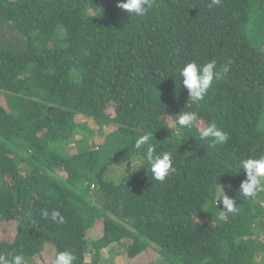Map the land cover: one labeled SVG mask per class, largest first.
Segmentation results:
<instances>
[{
    "label": "trees",
    "instance_id": "trees-1",
    "mask_svg": "<svg viewBox=\"0 0 264 264\" xmlns=\"http://www.w3.org/2000/svg\"><path fill=\"white\" fill-rule=\"evenodd\" d=\"M210 2L153 0L137 17L118 0H0V225L15 223L0 254L23 264L64 250L74 264H123L115 253L126 264L155 254L146 264H264V193L241 196L246 176L236 173L264 153V0ZM192 60L231 61L195 104L179 77ZM181 111L199 124L177 126ZM213 121L227 143L200 139ZM148 132L174 159L163 182L134 149ZM220 187L237 213L220 215Z\"/></svg>",
    "mask_w": 264,
    "mask_h": 264
},
{
    "label": "clouds",
    "instance_id": "clouds-1",
    "mask_svg": "<svg viewBox=\"0 0 264 264\" xmlns=\"http://www.w3.org/2000/svg\"><path fill=\"white\" fill-rule=\"evenodd\" d=\"M222 0H211L208 4L209 8L221 5ZM153 6V0H118L117 7L126 12L128 15L142 17L147 14ZM222 65L217 68V61L210 60L206 63H198L195 60L185 63L179 69L180 85L188 94V101L198 103L204 99L213 82L219 80L222 74L230 71L229 64ZM175 124L180 128H189L199 124V114L195 111H181L177 115ZM172 128V127H169ZM198 134L201 140L209 141L212 146L227 143L228 133L221 130L215 121L198 128ZM151 132L141 135L134 141V149L143 150L145 160L149 167L153 179L163 182L168 176L176 171L174 167V159L170 151L157 153L156 149L149 144ZM145 145L148 147L144 148ZM241 170L245 173L246 178L241 181L239 186V194L246 199H255L259 193H264V153L258 158L248 157L239 160L237 163V171ZM220 176V175H219ZM230 188V185L228 186ZM217 204L222 205L220 215L235 214L238 212L236 199L230 197L224 188L220 187V195ZM43 218H50L54 222L64 223V217L57 209H43L41 212ZM76 257L69 251H57L52 264H74ZM0 264H23V256L17 255L14 251L6 254H0Z\"/></svg>",
    "mask_w": 264,
    "mask_h": 264
},
{
    "label": "rangeland",
    "instance_id": "rangeland-1",
    "mask_svg": "<svg viewBox=\"0 0 264 264\" xmlns=\"http://www.w3.org/2000/svg\"><path fill=\"white\" fill-rule=\"evenodd\" d=\"M264 47V44H263ZM85 125L87 124L86 122L84 123ZM88 129H91V131L93 132V126L91 124H89ZM76 146H71L69 149V151H72V149L75 150ZM14 229H15V223L14 222H6L5 224H1L0 225V240H5V241H11L13 238V234H14ZM264 240V238H262ZM103 251V255L106 256L108 254L107 250H102ZM114 256L116 257V259L118 261H121L123 264H126L124 262V260L126 259V257L122 256L119 253H115ZM157 257V255L155 254L153 257L151 258H147L144 264L154 260ZM41 258H44V260H41L39 258H36V261L38 264H50L52 262V258L49 252L47 251H43ZM87 262H89V258L87 257L86 259ZM130 261V259L128 260ZM143 264V263H142Z\"/></svg>",
    "mask_w": 264,
    "mask_h": 264
}]
</instances>
